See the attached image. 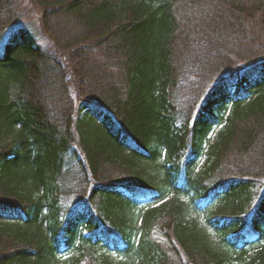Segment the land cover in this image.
I'll return each instance as SVG.
<instances>
[{
	"label": "trees",
	"instance_id": "1",
	"mask_svg": "<svg viewBox=\"0 0 264 264\" xmlns=\"http://www.w3.org/2000/svg\"><path fill=\"white\" fill-rule=\"evenodd\" d=\"M0 0V264H264V0Z\"/></svg>",
	"mask_w": 264,
	"mask_h": 264
},
{
	"label": "rangeland",
	"instance_id": "2",
	"mask_svg": "<svg viewBox=\"0 0 264 264\" xmlns=\"http://www.w3.org/2000/svg\"><path fill=\"white\" fill-rule=\"evenodd\" d=\"M21 8L25 11L24 13V24L27 25L30 30L35 34V36L42 42L44 38L38 33L39 28L36 26V12L37 10L29 3L28 0H17ZM40 32V31H39Z\"/></svg>",
	"mask_w": 264,
	"mask_h": 264
}]
</instances>
